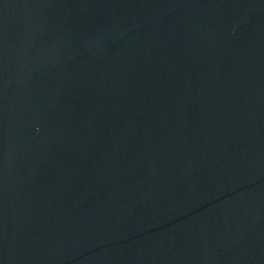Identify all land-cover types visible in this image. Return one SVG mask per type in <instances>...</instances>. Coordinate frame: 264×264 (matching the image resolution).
I'll use <instances>...</instances> for the list:
<instances>
[{
  "label": "water",
  "instance_id": "95a60500",
  "mask_svg": "<svg viewBox=\"0 0 264 264\" xmlns=\"http://www.w3.org/2000/svg\"><path fill=\"white\" fill-rule=\"evenodd\" d=\"M0 264H264V0H0Z\"/></svg>",
  "mask_w": 264,
  "mask_h": 264
}]
</instances>
